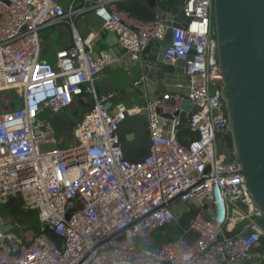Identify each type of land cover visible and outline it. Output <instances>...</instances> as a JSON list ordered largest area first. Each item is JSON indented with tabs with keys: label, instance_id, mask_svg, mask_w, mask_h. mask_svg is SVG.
<instances>
[{
	"label": "built area",
	"instance_id": "built-area-1",
	"mask_svg": "<svg viewBox=\"0 0 264 264\" xmlns=\"http://www.w3.org/2000/svg\"><path fill=\"white\" fill-rule=\"evenodd\" d=\"M80 1L64 10L54 0H0V95L21 93L19 107L0 112V204L20 198L42 231L61 240L57 246L42 233L14 250L13 228L0 231V264H264L263 216L224 141L212 0H184L178 28L157 18L129 23L112 0ZM90 12L132 61L149 43H165L164 59L184 63L187 93H165L144 106L111 105L114 93L98 94L95 83L114 59L94 53L97 33L82 37L74 24ZM60 24L70 27L72 45L43 62L39 32ZM86 95L92 106L74 131L75 146L63 151L40 115L88 102ZM141 111L147 152L129 163L116 131L125 115ZM182 112L195 136L186 145L177 140ZM175 199L195 213L188 229L156 250L141 247L138 240L176 222L169 205Z\"/></svg>",
	"mask_w": 264,
	"mask_h": 264
},
{
	"label": "water",
	"instance_id": "water-1",
	"mask_svg": "<svg viewBox=\"0 0 264 264\" xmlns=\"http://www.w3.org/2000/svg\"><path fill=\"white\" fill-rule=\"evenodd\" d=\"M146 4L167 28L180 26L181 5L164 12L157 7V0H146ZM212 7L220 95L231 156L251 200L264 218V0H212ZM87 16L92 31L102 33V20L93 12ZM165 49V43H149L138 59L132 61L128 82L118 92L119 98L135 95L136 101L143 98L153 103L165 94L164 76L184 70L183 62L164 59ZM112 53L109 54L113 56L115 52ZM170 119L166 115L160 123L166 125ZM179 119V131L185 130L186 114L180 113ZM116 134L125 161L137 163L145 158L148 147L145 112L125 115ZM11 229L10 225L0 226L1 232Z\"/></svg>",
	"mask_w": 264,
	"mask_h": 264
},
{
	"label": "crops",
	"instance_id": "crops-1",
	"mask_svg": "<svg viewBox=\"0 0 264 264\" xmlns=\"http://www.w3.org/2000/svg\"><path fill=\"white\" fill-rule=\"evenodd\" d=\"M57 4H59L64 10H68L70 7L77 9L83 5L80 0H54ZM133 0H112V5L115 9H117L120 13L125 15L127 21L129 23H136L138 21L128 18L127 15L120 10L119 4L121 2H130ZM166 12V11H164ZM88 13L80 15L74 19L75 28L78 33L85 37L92 31V23L88 19ZM39 40H40V60L43 62H54V55L56 52L62 49H68L72 45V37L71 30L67 24H60L55 27L46 28L39 32ZM164 44V43H162ZM92 49L94 53H100L102 51H106L110 54H115L112 56L114 59V63L111 64L102 72L101 79L95 83L96 90L98 94H103L105 92L111 91L114 93V98L110 102L113 104H122L124 107L128 108L118 99V92L122 90L127 82H128V73L129 67L132 65V60L118 45L117 39L106 32H102L96 35L94 38ZM154 51V50H153ZM48 62V63H49ZM51 62V63H52ZM181 72L168 74L164 76V87L165 93L168 94H179L184 96L187 93L188 86V78L185 74V68H183ZM88 102H80L75 100L72 106L64 109L68 111V113L76 114L77 111L82 112V115L85 113L88 105ZM148 102L145 99H138L136 105L144 106ZM21 105V93L20 92H12L7 94L0 95V112L5 109H14ZM76 106L72 112H69L70 108ZM189 104H184V108L189 110ZM130 108V107H129ZM63 113V112H61ZM45 114V113H43ZM79 120L77 117L76 124ZM172 209H174L176 213V222L170 227V230L163 231L162 235L165 236V242L175 241L180 238L184 231H186L190 225V222L193 218V215L189 211L188 208L183 207L178 202H175L172 205ZM191 236L187 237L188 241H191ZM158 248V247H157ZM156 248V249H157ZM155 249V250H156ZM245 264H255L253 261L246 262Z\"/></svg>",
	"mask_w": 264,
	"mask_h": 264
},
{
	"label": "rangeland",
	"instance_id": "rangeland-1",
	"mask_svg": "<svg viewBox=\"0 0 264 264\" xmlns=\"http://www.w3.org/2000/svg\"><path fill=\"white\" fill-rule=\"evenodd\" d=\"M54 61V60H53ZM49 62V61H48ZM50 61L49 63H51ZM53 63V62H52ZM118 99L126 105L128 108L136 105L138 101H136L135 95H130L126 98ZM91 103H89L90 107ZM140 106V105H137ZM76 109V106L70 108L69 112H72ZM89 108L86 109L85 113L82 115V112L77 111L76 114L68 113V111L63 110V113L53 115L49 111H45V114L40 115V119L47 121L54 132V137L57 142V147L63 151L67 150L71 146H75V142L73 140V135L75 129L78 127V123L83 118V116L87 113ZM77 117L79 120L76 124ZM47 148V147H46ZM33 215H36L35 212L26 211L22 205V201L20 198H7L0 204V221L3 224L10 225L13 228L14 233L17 231L15 228L17 226L22 225L24 222H30ZM264 227V218L261 221ZM20 224V225H19ZM172 226V225H171ZM20 234L24 235L26 240H30L31 233L24 231V227L20 226ZM170 226L164 227L162 229H158L154 231L149 239L146 241L138 240L141 247H146L149 250H155L160 244L166 241L164 235H162L163 231L170 230Z\"/></svg>",
	"mask_w": 264,
	"mask_h": 264
},
{
	"label": "trees",
	"instance_id": "trees-1",
	"mask_svg": "<svg viewBox=\"0 0 264 264\" xmlns=\"http://www.w3.org/2000/svg\"><path fill=\"white\" fill-rule=\"evenodd\" d=\"M183 1L184 0H157V7L163 11L170 12L174 7L182 5ZM119 7H120V10H122L127 15L128 18L134 19L138 22L146 23V22H151V21L156 20V15H155L154 9L150 8L146 4V0H133L130 2H121L119 4ZM86 97L88 98V103L86 105L89 106V103H91L90 107H88V108H91L92 100L89 98L88 95H86ZM193 139H195V136L189 134V132L186 129L180 130L177 133V140L183 145H186L189 141H191ZM224 141H225L228 149L231 151V142H230L229 136L224 137ZM189 212L191 213V215H193V218H194L195 213L192 210ZM20 226L24 227V231L31 233V238L29 241L26 240L25 236L20 234L21 233L20 230H17L15 228V230L17 231L15 233L17 236V242L13 247L14 250H17L21 246H26V247L29 246L31 244V242L36 237L41 235L42 233H45L47 238L51 242L56 244L57 246L61 245V240L58 239L55 235H53V233H51L47 230L42 231L43 226L39 222L37 214L32 216L30 222H24Z\"/></svg>",
	"mask_w": 264,
	"mask_h": 264
}]
</instances>
